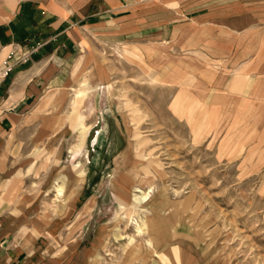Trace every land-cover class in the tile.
Instances as JSON below:
<instances>
[{"label":"crops","instance_id":"1","mask_svg":"<svg viewBox=\"0 0 264 264\" xmlns=\"http://www.w3.org/2000/svg\"><path fill=\"white\" fill-rule=\"evenodd\" d=\"M117 49L192 106L180 112L197 115L221 160L264 162V0H0V67L14 64L0 83V264H67L29 197L31 150L61 128L60 97L84 68L95 81V61Z\"/></svg>","mask_w":264,"mask_h":264},{"label":"rangeland","instance_id":"2","mask_svg":"<svg viewBox=\"0 0 264 264\" xmlns=\"http://www.w3.org/2000/svg\"><path fill=\"white\" fill-rule=\"evenodd\" d=\"M103 55L109 59L95 61V81L86 79L94 67L88 66L84 81L60 97L61 128L31 150L39 167L30 168L29 197L37 203V213L47 218L43 230L47 249L67 264L90 251L99 255L92 264H133L132 257L122 252L128 238L115 240L117 232L134 233L126 218L120 221L133 206L122 207L113 185L120 173L132 183L126 169L116 170V160L130 151L134 159L147 155L157 161L151 184H140L143 190L137 195L151 190L150 207L161 217L156 220L158 250L171 257L166 255L167 263L180 258L179 263L185 264L189 258L191 264H264V162L246 161L244 156L221 160L214 138L208 141L205 131L200 135L197 115L180 112L192 106L180 101L177 110L176 91L146 61L125 49ZM101 65L108 71L105 91L96 86L105 76ZM79 89L85 90V97L76 96ZM82 115L92 128L86 147L80 149ZM79 163L84 176L77 171ZM63 173L72 176L77 190L70 206L60 204L57 196ZM93 196L91 208L84 209ZM104 235L108 243L103 244ZM140 238L137 233V244L143 242ZM137 256L147 257L149 264L153 260L164 264L147 251ZM135 260L140 264L139 257Z\"/></svg>","mask_w":264,"mask_h":264},{"label":"bare ground","instance_id":"3","mask_svg":"<svg viewBox=\"0 0 264 264\" xmlns=\"http://www.w3.org/2000/svg\"><path fill=\"white\" fill-rule=\"evenodd\" d=\"M97 87H103L104 91L107 90L106 86L103 82H99ZM112 86V85H110ZM109 86V87H110ZM76 96L83 98L86 96L85 90L79 89V91H76ZM49 97L47 98V101H49ZM181 99L175 100V106L177 110L180 107ZM72 102V101H71ZM137 109V108H136ZM135 109V110H136ZM138 110V109H137ZM180 111V110H179ZM77 116L79 114L77 113ZM136 117V116H135ZM134 117V118H135ZM82 124L79 128V134H80V142H81V148H85L89 136L90 129L92 128V125H87L85 122V115H82ZM144 119V118H143ZM133 121V120H132ZM139 121V120H137ZM78 131V130H77ZM200 131V130H198ZM136 133V132H135ZM143 133V132H142ZM215 134V133H214ZM54 135V134H53ZM137 135V134H136ZM139 135V134H138ZM195 135V134H194ZM197 135V134H196ZM194 137V136H193ZM215 137V135H214ZM132 138V137H131ZM211 138V137H210ZM213 140V138H212ZM142 144V143H141ZM139 146V145H138ZM154 147V146H153ZM139 148V147H138ZM137 148V149H138ZM149 148V147H148ZM79 149V152L81 151ZM151 151V150H150ZM160 152V151H159ZM157 165V161L154 159H150L149 156L143 155V156H136V159L133 158V155L129 151H125L117 160H116V170L126 169L130 174L132 178V183L126 178V176L122 175V173L119 174L118 179L113 182V185L119 192V200L123 208H125L128 205H132V210L127 215L123 216L120 221H123L124 218H126V226H129V229L133 230V234L131 235H124L122 233L117 232L115 235L116 241H122L128 238V242H126L122 248L123 254H125L128 257H132V263L136 264L137 257L141 259L140 264H149L147 261V257H140L137 255H140L142 253H145L147 251L148 253H153L154 255L160 257L161 261L164 264H169L165 261V258L168 256V253L165 251H159L158 250V243L157 239H159L158 231L156 228V220L161 218L160 215H157V212L154 211L150 207V199L152 197L151 190L148 193H144V195H137V191H142L141 185L145 186L147 184H151L153 175H152V168H154ZM76 166H79L80 169L77 170L80 174L83 176L86 174V171L82 169V164H78ZM168 168V167H167ZM139 169H143L144 173L142 174ZM62 178L64 183L63 184H57V196L59 199L60 204L63 206L65 205H72L73 199L75 195L77 194L76 188L72 185L71 181V175L69 173H63ZM138 182L139 184H136L134 194V198L132 199L131 196V188L133 187V182ZM141 184V185H140ZM66 187H70V190H67ZM151 187V186H150ZM94 196L90 197L89 200L85 203L84 209H90L93 202H94ZM140 216H137L139 215ZM146 228V229H145ZM142 237L143 242H140L137 244L136 236ZM108 236L105 237L101 236L100 240L101 242L108 243ZM127 241V240H126ZM109 250H107V255L110 254ZM167 255V256H166ZM92 259L95 257H99L97 254H91ZM171 258V257H170ZM156 259V258H155ZM94 260V259H93ZM180 258L176 261V263L172 264H180L179 263ZM182 260V258H181ZM185 264H191V261L189 262V258L186 259ZM183 261V260H182ZM125 263H131V262H123ZM151 264H158L156 260H153V263Z\"/></svg>","mask_w":264,"mask_h":264},{"label":"built area","instance_id":"4","mask_svg":"<svg viewBox=\"0 0 264 264\" xmlns=\"http://www.w3.org/2000/svg\"><path fill=\"white\" fill-rule=\"evenodd\" d=\"M14 64L8 61H5L2 67H0V83L5 80L10 72L13 70Z\"/></svg>","mask_w":264,"mask_h":264}]
</instances>
